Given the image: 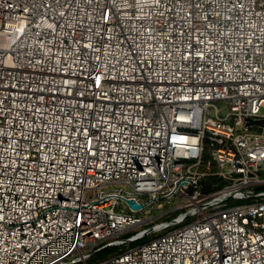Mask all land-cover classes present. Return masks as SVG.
Here are the masks:
<instances>
[{"label": "built area", "instance_id": "built-area-1", "mask_svg": "<svg viewBox=\"0 0 264 264\" xmlns=\"http://www.w3.org/2000/svg\"><path fill=\"white\" fill-rule=\"evenodd\" d=\"M254 120L264 0H0V264H264Z\"/></svg>", "mask_w": 264, "mask_h": 264}, {"label": "rangeland", "instance_id": "rangeland-1", "mask_svg": "<svg viewBox=\"0 0 264 264\" xmlns=\"http://www.w3.org/2000/svg\"><path fill=\"white\" fill-rule=\"evenodd\" d=\"M218 109H219V114L220 115H224L225 114V112L227 111V109L225 108V105H224V103H221L220 105H218ZM115 186H112V187H109V188H114ZM103 189H105V188H103ZM91 194V191H87L86 192V196H89ZM156 213H157V210H153L152 212H150L149 214H147V216H152V218H149V220L146 222V223H144L142 226H140V227H137L136 229H134L132 232H135L136 230H141L142 232H141V234H146L147 232V236L146 237H151V236H153V235H156V234H159V233H161L163 230H161V229H159L158 228V224H159V222L161 221V219L160 218H155L156 217ZM141 214H144L143 212H141ZM155 218V219H154ZM143 229V230H142ZM132 232H129L128 234H130V233H132ZM135 243H137V242H134V243H129V244H125V245H123V246H120V247H114L113 248V250H110L109 252L110 253H113L114 251H117L119 248L120 249H124V248H126V247H128L129 245H133V244H135ZM110 253H99V254H97L96 256H95V258H94V260L95 259H100V258H103V257H105V256H107L108 254H110ZM89 261H92V260H89Z\"/></svg>", "mask_w": 264, "mask_h": 264}, {"label": "water", "instance_id": "water-1", "mask_svg": "<svg viewBox=\"0 0 264 264\" xmlns=\"http://www.w3.org/2000/svg\"><path fill=\"white\" fill-rule=\"evenodd\" d=\"M249 120H250V119L247 118V121H249ZM253 123L258 124V125H264V120H254ZM128 203H129L131 206H133L134 208H139V207H140L139 205L135 204V203L132 202V201H128Z\"/></svg>", "mask_w": 264, "mask_h": 264}, {"label": "trees", "instance_id": "trees-1", "mask_svg": "<svg viewBox=\"0 0 264 264\" xmlns=\"http://www.w3.org/2000/svg\"><path fill=\"white\" fill-rule=\"evenodd\" d=\"M113 248H114V247L107 248V249L103 250L101 253H104V254H105V253H110L109 251H110V250H113ZM114 252H115V251H114Z\"/></svg>", "mask_w": 264, "mask_h": 264}]
</instances>
